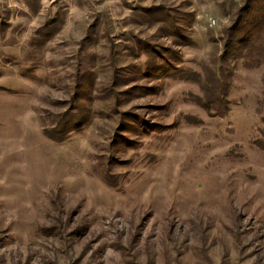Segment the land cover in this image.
<instances>
[{
	"label": "rangeland",
	"instance_id": "rangeland-1",
	"mask_svg": "<svg viewBox=\"0 0 264 264\" xmlns=\"http://www.w3.org/2000/svg\"><path fill=\"white\" fill-rule=\"evenodd\" d=\"M242 3L0 0V264H264Z\"/></svg>",
	"mask_w": 264,
	"mask_h": 264
},
{
	"label": "trees",
	"instance_id": "trees-1",
	"mask_svg": "<svg viewBox=\"0 0 264 264\" xmlns=\"http://www.w3.org/2000/svg\"><path fill=\"white\" fill-rule=\"evenodd\" d=\"M223 61L243 60L247 68L264 64V0H243L226 30ZM223 68V67H222Z\"/></svg>",
	"mask_w": 264,
	"mask_h": 264
},
{
	"label": "built area",
	"instance_id": "built-area-1",
	"mask_svg": "<svg viewBox=\"0 0 264 264\" xmlns=\"http://www.w3.org/2000/svg\"><path fill=\"white\" fill-rule=\"evenodd\" d=\"M215 25H216V21H212L211 26L213 27Z\"/></svg>",
	"mask_w": 264,
	"mask_h": 264
}]
</instances>
